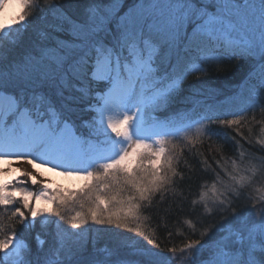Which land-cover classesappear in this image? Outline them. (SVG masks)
I'll return each instance as SVG.
<instances>
[{"label": "snow or ice", "instance_id": "snow-or-ice-1", "mask_svg": "<svg viewBox=\"0 0 264 264\" xmlns=\"http://www.w3.org/2000/svg\"><path fill=\"white\" fill-rule=\"evenodd\" d=\"M233 60L242 104L208 103V65ZM262 91L264 0H0V264H264V155L198 160L213 178L194 190L177 152L215 125L264 136ZM184 92L191 108L151 115ZM38 166L84 183L52 189Z\"/></svg>", "mask_w": 264, "mask_h": 264}, {"label": "trees", "instance_id": "trees-1", "mask_svg": "<svg viewBox=\"0 0 264 264\" xmlns=\"http://www.w3.org/2000/svg\"><path fill=\"white\" fill-rule=\"evenodd\" d=\"M41 4L43 0H40ZM29 11H31L29 9ZM31 23L28 25V31L31 33L33 27L35 26L36 21L29 17ZM208 74L204 79L207 81L205 85L208 89L215 90L214 95L207 96L208 103L213 105H227L232 107L233 104L241 105L242 104V96L247 95V90L243 85L245 76L247 74V66L241 67L239 62L237 61H224L222 70L217 71L215 65H208ZM190 82L196 83L194 77L189 78ZM185 88L187 85L184 86ZM187 95V92L181 93L180 96L176 97L174 102L171 104L168 112H154L156 118L163 120L166 116L171 115L178 111H185L192 107L190 103H186L183 101V97ZM261 95H264V91L261 92ZM251 115V113L249 114ZM257 120L261 119L260 113H256ZM252 127V134L249 135L248 127ZM217 128L218 131L221 132L220 136H213L211 140L204 138L201 143H197L194 147L191 145L185 144H178L177 152L180 149H183V155L180 157V164L178 166V170L184 171L187 173L185 162L188 164L195 165L197 171L193 175V189L195 190L196 183L200 180H212V172L211 170L204 172L202 171V165L197 163L198 160H207L212 168H216L215 160H220L222 164L225 161L228 162L227 166L231 167V160L236 159L238 163H246L249 156V153H254L256 155H264V149H261V146L256 143L257 138H264L260 134V125L259 124H251L245 125L241 128L244 136L247 137L249 140L252 141V144L249 145L245 140L241 139L240 136H237L233 129L229 128H219L218 125L214 126ZM231 137H235L236 140H239L240 143L243 145V151L245 152V157L243 161H241L240 157L238 156L236 145L234 144ZM173 143H178L177 141H173ZM199 154V155H197ZM219 171V169H217ZM239 205L243 206L246 202L241 200L237 202ZM165 205H160V207H165ZM2 210V209H0ZM243 211H247L246 208L242 207ZM218 219V217H217ZM19 225H17V229L19 230ZM93 228L97 226H92ZM53 228L50 227L49 231H52ZM37 231H41L39 227V223H37L36 229L33 230V234ZM162 232V230H161ZM130 233H126L129 235ZM31 239V236L29 237ZM45 239H50L47 234H44ZM108 237H104L101 240L106 242ZM177 241L179 237L176 238Z\"/></svg>", "mask_w": 264, "mask_h": 264}, {"label": "rangeland", "instance_id": "rangeland-1", "mask_svg": "<svg viewBox=\"0 0 264 264\" xmlns=\"http://www.w3.org/2000/svg\"><path fill=\"white\" fill-rule=\"evenodd\" d=\"M18 27V26H17ZM152 116L153 113H151ZM0 167H6L3 163L0 165ZM13 168H21L22 170L27 168L28 170H31V166L24 164L23 162L21 163H13L12 165ZM36 172L39 173L40 175L37 176V179L41 182V184H48L50 185V188L54 189V188H62V189H76L79 188L81 186L82 183H84L81 180H76L73 178H68L65 176H60L57 175L56 172L54 171H50L48 168H41V167H37L36 168ZM17 176L19 177V173H10L9 175L3 177V179L5 180H11L13 179V176ZM21 179H23V177H21ZM41 184L36 185L34 188L31 186L30 182L28 183V187L30 190L33 191H39V188L41 186ZM23 186V185H21ZM17 196H19V193H17ZM39 206L40 207H52L51 204L46 203L45 201L41 200L39 202ZM51 219L55 220V217H51ZM37 223H39V220L37 221ZM51 227V226H50ZM64 227H67V225H64ZM132 235L131 233L129 234V236ZM105 242H103V240H100V244L103 245Z\"/></svg>", "mask_w": 264, "mask_h": 264}, {"label": "bare ground", "instance_id": "bare-ground-1", "mask_svg": "<svg viewBox=\"0 0 264 264\" xmlns=\"http://www.w3.org/2000/svg\"><path fill=\"white\" fill-rule=\"evenodd\" d=\"M2 163H0V165H1Z\"/></svg>", "mask_w": 264, "mask_h": 264}]
</instances>
